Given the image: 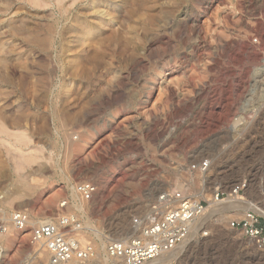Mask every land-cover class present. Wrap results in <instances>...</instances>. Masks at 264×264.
<instances>
[{
  "label": "rangeland",
  "instance_id": "rangeland-1",
  "mask_svg": "<svg viewBox=\"0 0 264 264\" xmlns=\"http://www.w3.org/2000/svg\"><path fill=\"white\" fill-rule=\"evenodd\" d=\"M257 35L264 0H0V223L74 216L90 264H118L106 246L160 220L162 194L207 202L245 182L252 206L211 217L227 208L214 205L170 264H264L229 228L264 210ZM83 182L97 187L90 202ZM28 239L0 233V264H50Z\"/></svg>",
  "mask_w": 264,
  "mask_h": 264
},
{
  "label": "built area",
  "instance_id": "built-area-1",
  "mask_svg": "<svg viewBox=\"0 0 264 264\" xmlns=\"http://www.w3.org/2000/svg\"><path fill=\"white\" fill-rule=\"evenodd\" d=\"M251 43L260 53V62L254 68L256 71L251 80L249 96H264V38L260 35L254 36ZM210 165L211 162L206 161L200 167L205 171ZM245 189V182H239L226 191L219 188L207 202L191 200L182 193H164L159 196L153 208L157 211L168 206L163 217L144 228L137 239L109 243L106 246L107 256L121 264L154 262L183 245L197 232L198 222L215 204L226 205L235 198L247 202L241 197ZM75 193L81 200L90 202L97 193V187L83 182L76 185ZM171 204L176 206L172 208ZM256 208L252 207L242 219L231 220L229 228L241 233L258 249L264 250V221L261 220L264 216ZM81 227L74 216L59 215L52 220L33 222L28 210H18L10 215L7 226L0 223V233L8 234L9 228H12L19 234L28 235L29 244L47 253L50 264H90L96 259L94 246L90 243L82 244L72 235L73 232L80 231ZM3 253L4 250L0 249V258Z\"/></svg>",
  "mask_w": 264,
  "mask_h": 264
},
{
  "label": "bare ground",
  "instance_id": "bare-ground-1",
  "mask_svg": "<svg viewBox=\"0 0 264 264\" xmlns=\"http://www.w3.org/2000/svg\"><path fill=\"white\" fill-rule=\"evenodd\" d=\"M100 11V10H99ZM96 13H98V14H100L98 11H96ZM103 13V12H102ZM101 13V14H102ZM105 13V12H104ZM102 15H104V14H102ZM99 16V15H98ZM100 17H104V16H101L100 15ZM102 19V18H101ZM1 44V43H0ZM151 91V90H150ZM213 161V160H212ZM212 166V165H211ZM205 176V175H204ZM196 178H198V181L200 182V181H203L204 180V182H207V178H204V177H201V176H199V177H196ZM183 189V188H182ZM183 191V190H182ZM190 191V190H189ZM187 192V191H186ZM182 193V192H181ZM184 194V193H183ZM189 195V194H188ZM190 197V196H189ZM245 205H247V206H249V205H251L252 206V204H250L249 202H243V201H241L240 199H238V198H235V199H232L231 201H229L228 202V204H226V205H218V204H215V207L216 206H220V207H224V206H226L227 208H223L224 210H222V208H216V209H214L213 207H212V209H214V210H212V213H210V214H212V215H210L209 213H207L206 215H205V218H207L208 217V214H209V216H214L213 215V213H216V214H226V213H232V215L233 214H238L239 212H241L240 210H243V208H244V206ZM255 207V206H254ZM262 207V206H261ZM247 209V208H246ZM257 209V208H256ZM221 210H222V212H221ZM248 210V209H247ZM258 211H259V213H261V214H263L264 215V210L263 209H257ZM211 212V211H210ZM156 215V214H155ZM217 216H219V215H217ZM154 217V216H153ZM156 217V216H155ZM148 218V217H147ZM146 218V219H147ZM210 218V217H209ZM187 241H189V239L187 240ZM187 241L183 244V246L181 245V247L179 246L178 247V249L176 248L175 249V251L173 250L172 252H170V253H168V254H165V255H163L161 258H159V260H156V261H154V262H151V264H170V263H172L173 261H175V260H177L178 258H179V256L181 255V253L184 251V248H185V246L187 245L186 243H187ZM189 243V242H188ZM104 244V243H103ZM186 244V245H185ZM187 252V251H186ZM98 255H99V253H98ZM100 256V255H99ZM107 256V255H106ZM100 257H98V259H99ZM104 259V258H103ZM107 260V259H106ZM105 260V262H107ZM100 261V260H99ZM101 262V261H100ZM105 262H103V263H105ZM109 262V261H108ZM114 263H116L115 261H113ZM118 262V261H117ZM178 262H179V260H178ZM119 263H121V262H118V264ZM117 264V263H116Z\"/></svg>",
  "mask_w": 264,
  "mask_h": 264
},
{
  "label": "trees",
  "instance_id": "trees-1",
  "mask_svg": "<svg viewBox=\"0 0 264 264\" xmlns=\"http://www.w3.org/2000/svg\"><path fill=\"white\" fill-rule=\"evenodd\" d=\"M264 224V223H263Z\"/></svg>",
  "mask_w": 264,
  "mask_h": 264
}]
</instances>
